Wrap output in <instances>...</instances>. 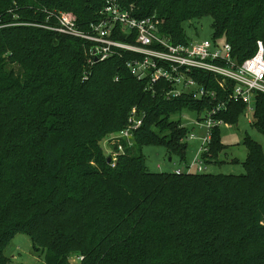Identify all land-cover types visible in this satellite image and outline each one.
Returning <instances> with one entry per match:
<instances>
[{"label":"trees","instance_id":"obj_1","mask_svg":"<svg viewBox=\"0 0 264 264\" xmlns=\"http://www.w3.org/2000/svg\"><path fill=\"white\" fill-rule=\"evenodd\" d=\"M186 44L185 25L212 18L213 39L225 40L241 62L264 53V0H115ZM104 0H0V264L6 244L24 233L46 248V264H264V153L244 139L245 173H150L141 148L164 147L185 160L184 111L202 114L223 98L165 99L126 69L132 56L97 62L86 80L84 42L42 24L70 13L78 29L95 23ZM199 77L200 75L197 74ZM207 78V77H206ZM262 97V98H261ZM254 124L264 135V96ZM231 102L215 117L236 119ZM132 109L143 116L133 144L114 167L101 143L126 127ZM211 130L212 160L224 150ZM116 145H109L116 150ZM171 159V158H170Z\"/></svg>","mask_w":264,"mask_h":264},{"label":"built area","instance_id":"obj_2","mask_svg":"<svg viewBox=\"0 0 264 264\" xmlns=\"http://www.w3.org/2000/svg\"><path fill=\"white\" fill-rule=\"evenodd\" d=\"M99 18L89 25L87 30L78 29L75 17L70 13L56 15V25L50 26L48 18L44 23H17V25L49 29L84 42L86 47V71L83 80L89 76L91 68L97 62H103L111 56L128 54L126 69L136 80L145 83L147 91L159 89L165 99L187 96L194 100L216 97L210 82L220 88L223 98L204 111L202 122H196L202 131L199 137L193 133L181 142L199 140L200 145L191 162H183V168L174 170L176 176L205 171L202 157L209 154L211 130L223 125L215 116L224 112L231 102H241L248 106L255 95L264 96V53L263 45L257 42L254 55L241 62L231 53V47L225 40L216 39L190 41L186 44L175 43L162 32V22L152 17H137L132 8L121 9L115 0H104ZM12 26L0 23V29ZM200 75L199 77L197 76ZM207 77V78H206ZM128 123L120 132L110 137L105 145H116V150L108 151L111 167H114L119 155L124 154L121 142L130 147L133 134L140 129L143 116L132 109ZM107 145V146H108Z\"/></svg>","mask_w":264,"mask_h":264},{"label":"rangeland","instance_id":"obj_3","mask_svg":"<svg viewBox=\"0 0 264 264\" xmlns=\"http://www.w3.org/2000/svg\"><path fill=\"white\" fill-rule=\"evenodd\" d=\"M49 20V18H48ZM213 22L212 18L208 15L198 20H190L185 25V38L187 42L200 41L210 39L213 36ZM223 41V40H222ZM221 41V42H222ZM86 53V47H84ZM261 95H255L252 98V103L248 106H243L241 112L234 120L225 122L218 128L219 142L224 147V150L218 153L217 158L212 160L210 156L205 155L202 157L200 165L206 167L205 171L197 174L202 175H234L241 176L245 173L244 162L247 158V149L244 146V139L250 138L254 143L259 144L264 153V135L253 126L254 124V111L257 99ZM262 98V97H261ZM203 114H196L195 112L189 113L188 111L182 112L180 115L172 116L171 120H180L181 123L188 128L189 133L202 136L200 131L195 125L196 122H202ZM184 143V142H182ZM106 142L101 143V147L105 155L111 149ZM133 144V142H132ZM185 160L182 161L179 155L170 154L164 147H157L153 145H146L141 148L144 157V166L153 174L173 173L178 168H183V162L193 161L197 148L200 145L199 140L187 141L186 143ZM169 158H171L169 160ZM4 254L8 258V264H46V260L51 258L50 253L46 248L41 245L35 244L24 233H18L6 244ZM69 263L77 264L76 258L71 256Z\"/></svg>","mask_w":264,"mask_h":264},{"label":"water","instance_id":"obj_4","mask_svg":"<svg viewBox=\"0 0 264 264\" xmlns=\"http://www.w3.org/2000/svg\"><path fill=\"white\" fill-rule=\"evenodd\" d=\"M169 160H170V158H169ZM107 162H110V159L109 158H107Z\"/></svg>","mask_w":264,"mask_h":264}]
</instances>
